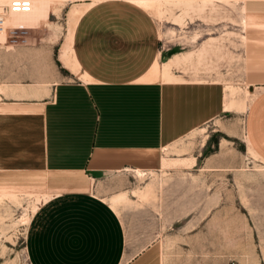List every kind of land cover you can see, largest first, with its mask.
<instances>
[{
    "label": "crops",
    "instance_id": "crops-1",
    "mask_svg": "<svg viewBox=\"0 0 264 264\" xmlns=\"http://www.w3.org/2000/svg\"><path fill=\"white\" fill-rule=\"evenodd\" d=\"M170 1L182 2L183 25L171 22L187 34L182 42L166 39L160 20L132 0H66L16 43L7 34L0 44V175L49 180L27 231L30 264H173L172 179L155 182H165V195L153 201V242L138 250L127 247L122 214L96 191L124 171L172 175L157 153L228 112L223 79L240 75L259 90L245 136L264 160V0ZM209 6L229 16L228 46L211 34L226 31L222 22L203 27L205 38L184 30L199 27L190 18ZM65 45L78 73L61 59ZM257 202L246 264H264V196ZM233 207L231 199L223 231L215 211L220 239L237 235Z\"/></svg>",
    "mask_w": 264,
    "mask_h": 264
},
{
    "label": "rangeland",
    "instance_id": "rangeland-1",
    "mask_svg": "<svg viewBox=\"0 0 264 264\" xmlns=\"http://www.w3.org/2000/svg\"><path fill=\"white\" fill-rule=\"evenodd\" d=\"M164 8L166 13L160 24L166 39L182 42L181 36L187 34L182 33V28L174 26L175 23H180L176 20L181 16L176 17V14L178 10V15L181 14L182 6L175 8L165 5ZM220 12L209 6L201 16L189 17L191 21L200 19L199 27L186 24L187 29L184 30L194 32L195 28L200 29L198 33L203 38L204 28L208 24L213 29L214 24L222 22L226 31L211 34L221 37L222 45L228 46L229 16ZM224 12L228 14L227 11ZM238 77L221 80L224 98L225 102L227 98L231 100L230 88L235 87L233 96L236 100L244 101L245 109L227 110L213 124L178 139L157 153L159 159H172V164L167 167L172 170V175L167 176L163 172V176H158L153 171H144L146 176L141 178L130 170L120 173L113 181L99 185L96 192L106 200L116 196L123 197L117 211L125 219L130 238L127 242L129 250H138L153 242V201L159 199L161 194L165 195L166 186L165 182L159 185L155 182L172 179L173 264H246V238L247 232L251 231L247 220L251 222L253 212L256 213L257 201L264 196V161L249 152L244 138L247 108L259 90L249 88L240 79V75ZM186 157L190 160H183ZM177 160L182 161L175 162ZM219 167L234 170L232 174L222 172L220 175L213 170ZM48 182L49 180L42 178L0 175V184L14 185L18 196L15 199L6 197L0 200V264H30L25 249L30 219L28 223L19 222V219L25 212L32 217L42 198L46 199ZM248 191L251 196L247 199ZM116 192L122 193L111 197ZM168 193H171L169 185ZM231 199L234 206L231 213L237 218V235L231 240L220 239L219 235L215 236V211L222 217L223 231L224 221H228L230 217Z\"/></svg>",
    "mask_w": 264,
    "mask_h": 264
},
{
    "label": "bare ground",
    "instance_id": "bare-ground-1",
    "mask_svg": "<svg viewBox=\"0 0 264 264\" xmlns=\"http://www.w3.org/2000/svg\"><path fill=\"white\" fill-rule=\"evenodd\" d=\"M4 1H8V0H4ZM64 1H66V0H32L33 10L31 13L16 14V15L8 16L5 19L4 27L5 28L6 27H18V26L32 27V26L36 25L38 19L45 18L47 16L48 7L51 4H55L57 2L60 3V2H64ZM132 1L134 3H137L138 5L145 7L146 9H149L151 12H153V15L155 17H157L160 20V22L163 21L165 13H166V10L164 8L165 5H169V6H172L175 8L176 7L179 8L182 5L181 1H170V0H132ZM176 21L183 24V20L181 17L178 18V20H176ZM180 23H175V24H180ZM5 41H6V32L3 31L2 33H0V44H3ZM67 50H68V47H67V45H65L63 48V53L61 55V59H62L63 63L67 67H69L74 73H78L79 65H78L76 59H73L72 57L67 55ZM169 67H170L169 64H166L163 66V78L165 79V81L167 79L169 80L171 78V74L169 72V70H170ZM153 70H155V69L153 68ZM81 77H82V79L86 80L85 75H83ZM174 81H175V79H174ZM225 89H226V87H225ZM235 92H236L235 87L230 88V95H231L232 99L230 100L227 98V101L225 102V110L226 111L233 109V108H238L239 110H243L246 107L243 100H236V98H234L233 95L235 94ZM244 138L247 141L246 136ZM247 145H248L249 152L253 156L258 157V155L255 153V151L249 146V144H247ZM180 161H182V160H177L175 162H180ZM172 162L173 161L171 159L164 158L163 159V166L166 168V167L170 166L172 164ZM134 172L136 173V175L138 177L142 178V177L146 176V172H144V171L136 170ZM6 197H12L15 199L18 196H17L16 190L14 188V185L2 183V184H0V200H3ZM122 199H123L122 196H118V197L116 196V197L111 198L109 200V203L116 210L118 205H119V201ZM29 219H30V215L27 212H25V214L19 219V222L28 223Z\"/></svg>",
    "mask_w": 264,
    "mask_h": 264
},
{
    "label": "built area",
    "instance_id": "built-area-1",
    "mask_svg": "<svg viewBox=\"0 0 264 264\" xmlns=\"http://www.w3.org/2000/svg\"><path fill=\"white\" fill-rule=\"evenodd\" d=\"M32 10V0H0V33L5 31L9 39L16 43L19 37L23 35L28 28L24 26L5 28V19L10 15L31 13Z\"/></svg>",
    "mask_w": 264,
    "mask_h": 264
}]
</instances>
